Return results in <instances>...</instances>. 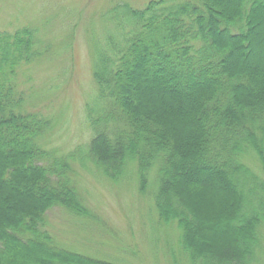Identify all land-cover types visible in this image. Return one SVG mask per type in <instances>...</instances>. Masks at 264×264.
<instances>
[{
	"label": "trees",
	"instance_id": "obj_1",
	"mask_svg": "<svg viewBox=\"0 0 264 264\" xmlns=\"http://www.w3.org/2000/svg\"><path fill=\"white\" fill-rule=\"evenodd\" d=\"M101 20L91 137L67 155L42 146L49 123L17 82L34 31L0 30V264H125L46 228L53 208L94 218L76 163L114 185L136 169L141 194L155 182L157 222L180 237L171 264H264V0L117 2Z\"/></svg>",
	"mask_w": 264,
	"mask_h": 264
},
{
	"label": "rangeland",
	"instance_id": "obj_2",
	"mask_svg": "<svg viewBox=\"0 0 264 264\" xmlns=\"http://www.w3.org/2000/svg\"><path fill=\"white\" fill-rule=\"evenodd\" d=\"M148 1L0 0L1 31L11 33L29 27L35 34V49L40 55L18 73L17 82L26 96V109L49 123L41 139L45 149L67 155L89 141L85 106L97 96L90 32L93 29L94 35H101V15L117 2L142 8ZM74 165L94 218L76 221L62 209L47 211L46 228L55 240L76 252L100 255L112 263L171 264L168 255L176 252L180 237L174 225L161 226L157 222L155 182L141 194L136 169L128 170L115 186ZM153 234L161 240L156 243L158 250L151 245ZM174 263L188 264L177 255Z\"/></svg>",
	"mask_w": 264,
	"mask_h": 264
}]
</instances>
